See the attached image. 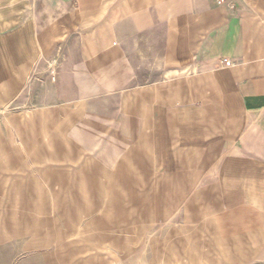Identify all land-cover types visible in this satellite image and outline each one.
I'll return each instance as SVG.
<instances>
[{
	"label": "crops",
	"instance_id": "0c3cea01",
	"mask_svg": "<svg viewBox=\"0 0 264 264\" xmlns=\"http://www.w3.org/2000/svg\"><path fill=\"white\" fill-rule=\"evenodd\" d=\"M0 173L118 251L264 258V0H0Z\"/></svg>",
	"mask_w": 264,
	"mask_h": 264
},
{
	"label": "rangeland",
	"instance_id": "374dc122",
	"mask_svg": "<svg viewBox=\"0 0 264 264\" xmlns=\"http://www.w3.org/2000/svg\"><path fill=\"white\" fill-rule=\"evenodd\" d=\"M5 182L0 173V264H165L168 262L166 251L169 247L163 245L157 248V243H153L155 241L160 243V240H163L160 235L161 232H165L164 230L156 229L148 232L147 236L137 237L132 253L118 251L98 239L93 240L90 221L67 222V218L71 217L69 211L61 215L60 212L57 214V207L53 205L29 207L19 204L27 200L4 199L1 194ZM9 182L11 183V180ZM38 218L48 220V224L40 222L41 220L36 221ZM52 235L62 238H54L51 237ZM164 240H167V237ZM183 258L181 256V260ZM249 264H264V258L257 257V260Z\"/></svg>",
	"mask_w": 264,
	"mask_h": 264
},
{
	"label": "built area",
	"instance_id": "2783aa9c",
	"mask_svg": "<svg viewBox=\"0 0 264 264\" xmlns=\"http://www.w3.org/2000/svg\"><path fill=\"white\" fill-rule=\"evenodd\" d=\"M224 1V0H223Z\"/></svg>",
	"mask_w": 264,
	"mask_h": 264
}]
</instances>
